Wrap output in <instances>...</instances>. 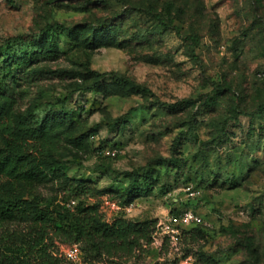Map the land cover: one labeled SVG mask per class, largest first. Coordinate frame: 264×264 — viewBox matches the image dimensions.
Returning a JSON list of instances; mask_svg holds the SVG:
<instances>
[{
    "label": "rangeland",
    "instance_id": "obj_1",
    "mask_svg": "<svg viewBox=\"0 0 264 264\" xmlns=\"http://www.w3.org/2000/svg\"><path fill=\"white\" fill-rule=\"evenodd\" d=\"M33 39L54 52L18 65ZM9 40L17 47L5 52ZM1 79L29 126L57 118L68 135L86 134L85 152L47 162L92 186L85 200L106 221L124 214L113 204L135 172L153 187L127 218L160 227L185 209L203 217L176 240L160 227L130 258L56 241L60 253L77 249L75 264H264V0H0ZM66 177L50 175L23 199L76 203Z\"/></svg>",
    "mask_w": 264,
    "mask_h": 264
},
{
    "label": "trees",
    "instance_id": "obj_2",
    "mask_svg": "<svg viewBox=\"0 0 264 264\" xmlns=\"http://www.w3.org/2000/svg\"><path fill=\"white\" fill-rule=\"evenodd\" d=\"M189 39L196 40V37L190 36ZM19 40L22 44L25 42L23 37ZM34 40L26 45L25 52L15 63L27 64L38 58L41 52L44 55L54 52L52 48L44 51L33 48ZM2 47L7 52L16 50L17 46L9 40ZM105 76L101 75L96 84ZM114 77L117 81H130ZM6 86L1 79L0 227L23 221L29 224L25 230H8L0 236V264H74L61 255L56 241L81 245L95 259L130 258L151 246L155 234L160 231L158 219L132 220L124 213L106 221L99 205L85 200L93 193V187L67 179L60 172L64 161L47 162L48 157L65 149L85 152L88 148L86 134L68 135L63 121L57 118H44L36 126H29L22 115H15L18 100ZM50 175L66 177L71 183L68 194L76 203H69L65 198L51 202L40 198L34 206L26 203L24 194L37 192ZM3 179L9 181L12 191L3 190ZM151 187L152 180L145 177L140 184L138 172H135L125 189L126 199L122 206L144 198V194L147 197Z\"/></svg>",
    "mask_w": 264,
    "mask_h": 264
},
{
    "label": "built area",
    "instance_id": "obj_3",
    "mask_svg": "<svg viewBox=\"0 0 264 264\" xmlns=\"http://www.w3.org/2000/svg\"><path fill=\"white\" fill-rule=\"evenodd\" d=\"M115 151L116 149L113 150V153H115ZM187 190L192 196L196 194V192L193 191L191 187H188ZM138 201L139 200L124 207L118 205L117 203H114L113 205L116 209L123 210L125 214H129L133 212L137 206L140 205V202ZM201 223H203V217L200 214L192 209H185L178 213L172 214L166 220V222L160 224V227L162 229V232L171 240H176L181 235L184 228L189 225H198ZM61 255H63L69 262L74 264L80 261V257L76 248H69L68 250L61 252Z\"/></svg>",
    "mask_w": 264,
    "mask_h": 264
}]
</instances>
